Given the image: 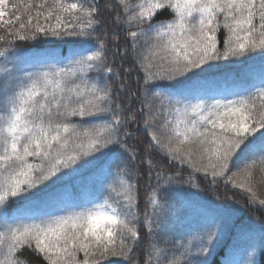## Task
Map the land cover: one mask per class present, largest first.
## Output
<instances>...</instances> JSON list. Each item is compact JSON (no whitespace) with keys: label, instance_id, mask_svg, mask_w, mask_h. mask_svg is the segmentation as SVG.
I'll list each match as a JSON object with an SVG mask.
<instances>
[{"label":"snow or ice","instance_id":"snow-or-ice-1","mask_svg":"<svg viewBox=\"0 0 264 264\" xmlns=\"http://www.w3.org/2000/svg\"><path fill=\"white\" fill-rule=\"evenodd\" d=\"M116 4L121 12L115 23L128 30L125 39L145 73L140 113L148 155L156 148L170 161L210 175L214 184L227 177L226 183L249 192L255 203V170L264 173V63L249 69L247 82L231 88L209 73L217 61L264 55V0ZM165 8L172 17L153 23ZM98 15L97 0H0V27L6 28V35H0L6 45L0 49V264H28L19 258L25 248L42 255L46 264L129 259L141 225L149 237L145 264H208L207 256L227 234L228 213L206 212L203 227L189 228L170 250L168 238L161 243L154 233L170 235L181 219L182 197L171 192L179 173L166 175L146 161L149 183L153 173L156 182L141 215L132 171L118 154L108 156L119 145L135 159L122 143L130 133L121 128L137 116L125 115L113 98L118 93L109 83L113 68L107 63L106 38L96 31ZM65 38L74 45L67 56L54 47H15L18 41ZM101 157L107 159L93 173L86 198L77 200L66 187L47 191ZM11 202L19 206L9 211ZM258 202L264 206V199ZM257 243L264 246V230L240 227L220 264H255Z\"/></svg>","mask_w":264,"mask_h":264},{"label":"trees","instance_id":"trees-1","mask_svg":"<svg viewBox=\"0 0 264 264\" xmlns=\"http://www.w3.org/2000/svg\"><path fill=\"white\" fill-rule=\"evenodd\" d=\"M13 3L26 4L28 0H12ZM136 3L137 0H130ZM97 7L99 9L98 19L100 23L96 29L100 38H106L107 42V63L112 66L113 74L109 77V83L112 85L113 92L118 93V97L114 95V100L124 106V114L130 115L135 113L137 121L135 123H127L121 128V132L126 128L130 133L123 138L122 143L126 145L128 150L135 153V159L128 154L124 148L119 145L112 147L108 151V156L118 154L122 158L127 167L132 171L134 178L138 182L139 188V204L138 212L142 215L148 208L145 203V196L150 191L151 187L155 185L156 177L153 173L151 184L149 183L148 171L149 166L147 160H152L155 165V170L163 169L166 175H175L179 173V181L174 183L171 192L179 191L182 197L183 212L180 221L176 223L175 231L170 235L167 231L154 233L156 240L161 243L165 238H168V248L171 250L175 243L180 240L181 236L186 233L189 228L203 227L204 215L213 214L214 210H225L230 216V222L227 234L223 236L216 248L207 256L208 264H220L221 258L227 254L228 246L232 242L237 229L240 227H255L257 232L264 230V206L259 204L260 199H264V173L259 168L255 170V178L253 189L256 194V202L251 201V194L244 189L234 187L231 183H226L227 177L224 179H217L213 183L210 175L206 176L202 171H194L192 167L187 164H180L179 161L169 160L166 154L161 153L156 148L151 150V155H148L146 149L149 144V137L144 128V117L140 113L141 89L144 84V71L137 65L133 59L131 50V41H126L125 37L127 31L123 25L117 26L115 18L117 12L121 9L116 4V0H97ZM20 13H24L23 7L19 9ZM17 13H12L14 17ZM6 17V18H11ZM172 17V13L168 8L160 11L153 20V23L161 20H167ZM26 14L22 16V20L26 21ZM13 27H18V24ZM135 30V29H132ZM0 35H6V28L0 27ZM224 33H220V47L223 48ZM143 44V42H141ZM71 38L63 40L51 39L48 43L44 42H17V48H34L43 49L45 47H54L63 55L67 56L73 47ZM127 47V54L124 50ZM4 42H0V49H5ZM8 55H11V49L8 50ZM4 57L0 56V66H2ZM218 67L211 70L210 77L219 82L226 88H231L234 84L245 83L249 80L248 72L250 68H258L264 63V55L258 52L253 53L247 58H241L239 61H217L214 62ZM165 84L167 82H160ZM124 85V88H121ZM155 90V89H154ZM136 93L135 97L129 101L131 93ZM163 122V116L156 122L157 127ZM107 157H101L94 165L81 169L78 173L66 177L58 184L52 185L47 191L53 189L67 188L73 196L79 200L87 197L86 189L90 186L93 173L103 164ZM239 163V161L237 162ZM121 166H124L123 164ZM236 163L232 166V171L236 169ZM232 172H229L231 175ZM191 180V183L188 181ZM96 192L99 191L97 187ZM43 195V193H41ZM20 201L19 204H23ZM16 202H11L7 205L9 211L19 206ZM149 242V237L141 225L140 240L131 254L129 259L123 257H108L100 260L99 264H145V248ZM195 243V242H193ZM195 252V247L192 249ZM20 259H25L28 264H46L42 255L37 254L33 250L25 248L20 254ZM79 259L83 260V254H79ZM98 259V257L96 258ZM255 264H264V246L257 243L255 255L253 257Z\"/></svg>","mask_w":264,"mask_h":264}]
</instances>
